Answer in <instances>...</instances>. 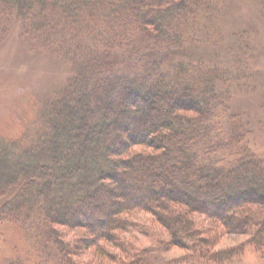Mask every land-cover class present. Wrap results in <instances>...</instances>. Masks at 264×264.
I'll return each mask as SVG.
<instances>
[{"label": "trees", "instance_id": "1", "mask_svg": "<svg viewBox=\"0 0 264 264\" xmlns=\"http://www.w3.org/2000/svg\"><path fill=\"white\" fill-rule=\"evenodd\" d=\"M221 3L0 0V44L18 28L72 70L31 139L0 136V220L57 264H154L127 239L135 212L218 264L238 250L214 249L224 235L264 249V158L219 119L218 71L189 58Z\"/></svg>", "mask_w": 264, "mask_h": 264}, {"label": "rangeland", "instance_id": "2", "mask_svg": "<svg viewBox=\"0 0 264 264\" xmlns=\"http://www.w3.org/2000/svg\"><path fill=\"white\" fill-rule=\"evenodd\" d=\"M209 16L189 58L218 71L219 119L226 124L237 115L248 129L247 147L264 158V0H222ZM17 29L0 44V136L26 141L41 128L43 106L66 88L72 70L61 57L32 51ZM131 220L128 241L149 249L154 264H218L162 245L166 233L147 214L135 212ZM248 240V234L224 235L214 249L238 250L222 264H264V249ZM49 253L40 252L19 224L0 220V264H57L56 250Z\"/></svg>", "mask_w": 264, "mask_h": 264}]
</instances>
